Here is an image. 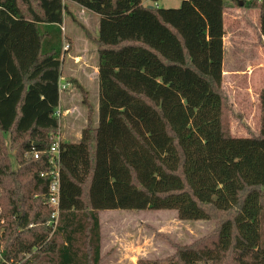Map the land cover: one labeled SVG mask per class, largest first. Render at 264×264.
<instances>
[{
	"label": "trees",
	"instance_id": "obj_1",
	"mask_svg": "<svg viewBox=\"0 0 264 264\" xmlns=\"http://www.w3.org/2000/svg\"><path fill=\"white\" fill-rule=\"evenodd\" d=\"M67 1L100 15L98 36L83 28L99 54L98 124L82 89L88 124L77 142L60 138L56 114ZM229 6L0 0V264H104L107 209H174L182 220L215 221L211 235L174 244L166 264H264V88L259 131L233 135L231 116L242 115L223 87ZM258 6L264 36V0Z\"/></svg>",
	"mask_w": 264,
	"mask_h": 264
},
{
	"label": "rangeland",
	"instance_id": "obj_2",
	"mask_svg": "<svg viewBox=\"0 0 264 264\" xmlns=\"http://www.w3.org/2000/svg\"><path fill=\"white\" fill-rule=\"evenodd\" d=\"M144 3L164 8L179 7L182 0H143ZM261 0H227L229 7L225 10V22L227 37V69L233 66L235 59L246 72L233 74L234 78H226V86L236 107L244 112L251 124V130L243 128L238 120L233 122L235 136L257 133L260 129V108H258L257 95L264 86V45L258 41V27L260 25ZM240 2H243L240 4ZM88 27L95 36L99 34L100 15L85 9L75 2L67 1V10L64 16L63 31L70 38L64 43L72 44L74 48L65 50L70 55L77 53L80 42L89 39L83 28ZM70 41V42H69ZM90 43V42H89ZM92 58L99 62V54L96 46L91 42ZM80 50H78L79 52ZM66 60L65 69H62L61 82L66 83L69 77L68 66L73 59L68 54L63 57ZM251 61V62H249ZM250 63V65H249ZM237 64V63H236ZM249 66V67H248ZM229 78V79H228ZM90 91V101L95 107L93 116L94 124H98L99 104V76L94 82H83ZM82 92L72 85L61 93L63 112L60 117L61 126L59 136L62 140L77 142L83 127L87 124L88 109L84 103ZM68 108L75 111L67 112ZM11 153V143L7 138ZM1 208V207H0ZM103 231L109 247L117 248L118 257L122 264H132L130 256H147L160 258L162 264L173 258L176 254L174 244L188 245L192 242L211 235L216 228L214 220H182L174 209H107L101 211ZM211 238V237H210ZM211 242V239L208 241ZM126 255V256H125ZM115 264V263H114Z\"/></svg>",
	"mask_w": 264,
	"mask_h": 264
},
{
	"label": "crops",
	"instance_id": "obj_3",
	"mask_svg": "<svg viewBox=\"0 0 264 264\" xmlns=\"http://www.w3.org/2000/svg\"><path fill=\"white\" fill-rule=\"evenodd\" d=\"M224 26H225V29H226V34L224 36L225 56H224V65H223V87H224V90H225L226 94L229 97L230 103L232 104L234 111L236 113H239V114L242 115V118H240V117H237L234 114H232L231 119H230V121H231L230 122L231 123V130H233V122L235 120H238L243 128H248V127L252 128L251 124L247 120L246 115L244 114V112L240 111L236 107L235 102H234V100L232 98V95L230 94V92L228 91L227 86H226V78L227 77H229L231 79V78H234L232 76L233 74H241L242 72H246V71H244L245 69L241 68L240 64H238V62H237L238 59H235V62L237 64L233 63V66H235L236 68L227 69V48H226L225 39L227 37V33H228L227 29L228 28L226 26V22H225ZM87 37H88L90 43L87 40H83V43H82V40H81L80 47H79L80 49H78V50H80L79 52L77 50V53H75L73 55H70L66 51L64 53V57H65L66 54H68V56L73 59V62L70 64V66H68V73L70 75L67 78L66 83H64V84L67 85L65 90L69 87V85H72L74 88L79 89L81 92L83 90H85L86 94L89 97L90 91L88 90L87 86L83 82H88L89 83V82H94L96 80V77L99 76V62H96V60L94 58H92L91 47H90V44L92 42V43L95 44L96 50L98 51L97 44L91 39V37L89 35H87ZM258 41H259V43L264 45V36L261 34L260 25L258 27ZM68 44L70 45V47L72 45L73 48H74L75 42H74V40H72V44H70V43H68ZM249 62H251V61H249ZM65 63H66V60H64V62H63V69H65ZM249 65H250V63H249ZM263 88H264V86L259 90V93L257 95L258 108H260V92H261V90ZM99 92H100V83H99ZM82 95L84 97V93L83 92H82ZM89 99H90V97H89ZM60 105H61V109L63 110V106L64 105H62V103ZM66 111L70 113V112L75 111V109L74 108H68ZM94 112H95V107H94ZM87 114H88V112H87ZM260 117H261V110H260ZM87 124H88V120H87ZM87 124L84 127H86ZM232 134L234 135L233 132H232ZM80 137H81V134H80ZM103 238L104 239H103V248H102L103 251L102 252L106 256V260H105L104 264H114V263L115 264H122L121 261L123 260V258L121 259L120 257H118V254H116L117 253L116 252L117 248L115 249L114 247H109L108 246V242H107L108 240L106 238V233H104V232H103ZM141 258H149V257H147V256H139L138 255V256H135L134 260H133V258L130 256L132 264H137L139 259H141Z\"/></svg>",
	"mask_w": 264,
	"mask_h": 264
},
{
	"label": "built area",
	"instance_id": "obj_4",
	"mask_svg": "<svg viewBox=\"0 0 264 264\" xmlns=\"http://www.w3.org/2000/svg\"><path fill=\"white\" fill-rule=\"evenodd\" d=\"M70 48L69 44H66L64 46L65 50H68ZM67 87L66 84L60 83V88L65 89ZM57 115H62V112L60 109L56 111ZM50 152L53 153L51 163L53 165V168L48 173L51 175L52 180L50 182L49 186V198H48V204L52 207L53 213L52 218L54 220V224H57L58 217H59V207H60V198H61V178H60V157H59V143H54L51 148ZM35 157H39V153H35ZM46 173H42L44 176Z\"/></svg>",
	"mask_w": 264,
	"mask_h": 264
},
{
	"label": "water",
	"instance_id": "obj_5",
	"mask_svg": "<svg viewBox=\"0 0 264 264\" xmlns=\"http://www.w3.org/2000/svg\"><path fill=\"white\" fill-rule=\"evenodd\" d=\"M243 2H240V4H242ZM148 8H153L154 6L153 5H148L147 6Z\"/></svg>",
	"mask_w": 264,
	"mask_h": 264
}]
</instances>
